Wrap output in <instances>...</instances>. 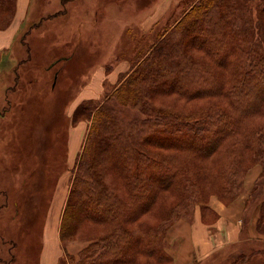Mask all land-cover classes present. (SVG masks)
Segmentation results:
<instances>
[{
    "label": "trees",
    "instance_id": "1",
    "mask_svg": "<svg viewBox=\"0 0 264 264\" xmlns=\"http://www.w3.org/2000/svg\"><path fill=\"white\" fill-rule=\"evenodd\" d=\"M17 1L0 0V28L12 23ZM194 101L202 104L186 106ZM112 102L140 116L121 118ZM73 119L90 125L61 238L66 246L84 222L104 231L86 235L72 264H170L167 229L184 211L210 194L233 202L257 164L263 172L251 195H264V0H197L136 53L103 101H82ZM153 209L157 223H142ZM256 229L264 236V200ZM257 258L264 264V249L231 264Z\"/></svg>",
    "mask_w": 264,
    "mask_h": 264
},
{
    "label": "rangeland",
    "instance_id": "2",
    "mask_svg": "<svg viewBox=\"0 0 264 264\" xmlns=\"http://www.w3.org/2000/svg\"><path fill=\"white\" fill-rule=\"evenodd\" d=\"M196 1L30 0L18 22L12 45L0 48V99L3 101L0 105V264H40L47 229L48 232L56 230L60 240L61 254L56 263L72 264L71 256L77 258L90 243L86 235L103 233V226L84 222L66 239V246L61 238L60 226L73 170L90 125L88 120L75 122V110L70 111L71 106L82 98L86 86V92L93 93L94 88L91 95L100 96L96 99L103 101L106 91L113 87L109 74L120 65H126V70L131 68L136 53H144L157 33L179 19ZM93 77V84L86 85ZM6 99L14 104L7 103ZM112 104L118 108L121 118L140 116L131 108ZM201 104L194 101L186 106L194 108ZM5 108H8L6 112ZM82 121L83 126L77 128ZM77 142L78 147L82 144L80 152L76 149ZM255 168L260 170L258 176L251 185L246 184L248 174L252 175ZM262 168L257 164L248 170L243 191L233 202H223L216 194H210L207 203L200 202L184 211L168 226L167 251L177 253L186 246L197 254L194 249L198 244L188 241L187 234L191 232L202 237L204 250L212 248L214 257L204 261L194 256L188 260L189 264H231L243 254L264 249V240L255 238L218 252L217 245H228L230 231L224 235L214 226L222 217L224 226L235 225L244 206V200L239 199L243 194L246 195L244 209L256 212L258 217L264 195L257 191L251 195V191ZM214 202L224 214L211 206ZM197 217L200 226L195 227ZM158 220L154 209L141 217L142 223L146 221L150 225ZM139 221L129 226L137 228ZM208 226L214 236L208 233ZM212 240L217 245H211ZM236 249L239 251L233 253ZM148 258L142 255V261ZM153 260L154 264H168ZM175 261L174 257L170 264ZM253 264L262 263L257 258Z\"/></svg>",
    "mask_w": 264,
    "mask_h": 264
},
{
    "label": "crops",
    "instance_id": "3",
    "mask_svg": "<svg viewBox=\"0 0 264 264\" xmlns=\"http://www.w3.org/2000/svg\"><path fill=\"white\" fill-rule=\"evenodd\" d=\"M29 3H30V0H18L14 20L12 21L11 25L8 28L0 30V48H4V47L12 45L14 38H15V34L18 32L17 31L18 27H19L18 22L24 16V12H25L26 8L28 7ZM128 69H130V67H128L127 70ZM127 70H126V65H120L117 69H114L113 72L110 73L108 76L112 85H115L118 82L119 75L123 72H126ZM94 79H95V77H93L90 80V82L86 85L91 86V84H93V82H94ZM86 88H87V86H86ZM86 88L83 89L82 98L80 100H78L77 102H74L72 104L70 111L73 112V110H75V108L84 100L96 99V98L100 97V96L91 95L95 92L94 88L92 89L93 93L86 92L87 91ZM2 104H3V101H2V97H1L0 105H2ZM72 112L70 113V115L72 114ZM83 123H84V121L79 122L77 125V128H80V126H83ZM86 130H87V128H86ZM85 133H86V131H85ZM69 140H70V143L72 144V146L74 147V139L72 138L71 135L69 137ZM81 148H82V144H80V146L78 147V142H77L76 149H78V151L80 152ZM259 172H260V170L258 168H255V171L252 175L248 174L246 184L251 185V183L258 176ZM245 198H246L245 194H243L239 198L240 200H244V203H243L244 206L242 207L241 213L239 214L235 225L224 226L223 217L221 220H219L214 225L216 228H219V231L224 233V235L227 232L229 233V231H230L229 238H228V245H220L219 246V245H217V242H214V240H212L211 245H217V247H218V249L216 251L223 252L229 246H232V245L236 246V245L242 243L243 241H244V243H247V242L251 241L250 239L259 238L261 240H264V236L260 235L256 229L257 213L256 212L249 213L248 208H246V210L244 209L245 200H246ZM211 206L213 208H215L216 210H218L221 214L225 213L222 209L219 208V206H217V204L215 202L212 203ZM224 216L226 217V215H224ZM230 221H232V220H230ZM195 223H196L195 227L200 226V220L198 219V217L195 218ZM248 223H249V227L247 228ZM49 228L55 230V227L49 226ZM220 228H222V229H220ZM233 228H235V229L232 231ZM192 229H190V231ZM206 229L209 230L208 233L211 236H214V234L212 233V230L209 226L206 227ZM43 236H44L43 237L44 243H43V247H42L41 254H40V259H41L40 264H57L56 262L60 259V254H61V251H58L60 248V240H59V237L57 235V232H56V230H55V232L51 231V230H50V232H48V229H47ZM187 237L189 238V240H188L189 242L191 241L193 243L198 244V246L194 245L196 247V251L194 249V252H196L197 254H193L186 246L182 247L180 249V251H178L177 253H173L169 249L172 256L175 257V259H176L175 264H184V262H187L189 264V263H191V261H188V260H191L194 256H197L198 258H200L201 260H204V261L207 259L209 260L210 258L214 257V254L211 255L213 253V252H211L212 248H210L209 251L204 250L205 244L203 243L202 237H200L199 235H194L192 232H191V234L188 233ZM169 242L171 243V245H173V241L171 239H169ZM208 242H210V238L208 239ZM238 251H239V249H236L233 253H236Z\"/></svg>",
    "mask_w": 264,
    "mask_h": 264
},
{
    "label": "bare ground",
    "instance_id": "4",
    "mask_svg": "<svg viewBox=\"0 0 264 264\" xmlns=\"http://www.w3.org/2000/svg\"><path fill=\"white\" fill-rule=\"evenodd\" d=\"M51 226V225H50Z\"/></svg>",
    "mask_w": 264,
    "mask_h": 264
}]
</instances>
